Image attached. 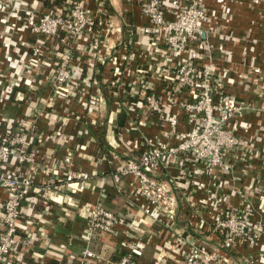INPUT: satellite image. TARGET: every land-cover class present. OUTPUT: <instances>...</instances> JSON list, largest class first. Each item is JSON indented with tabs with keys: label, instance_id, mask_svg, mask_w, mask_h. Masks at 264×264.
<instances>
[{
	"label": "built area",
	"instance_id": "2783aa9c",
	"mask_svg": "<svg viewBox=\"0 0 264 264\" xmlns=\"http://www.w3.org/2000/svg\"><path fill=\"white\" fill-rule=\"evenodd\" d=\"M126 1L147 24L134 25L123 40L105 0H0V264H264V143L255 157L243 145L253 138L244 116L261 115L262 107L254 110L230 91L238 83L251 90L263 71L250 66L249 80L230 75L231 66L216 71L212 39L221 45L222 32L205 0ZM232 1L213 0L225 23ZM253 4L264 12V0ZM219 59L231 64V57ZM101 68L103 83L133 101L120 137L137 135L123 150L113 146L109 164L117 191L124 194L119 183L127 180L141 200V218L79 199L91 176L73 170L86 147L71 146L68 128L80 121L78 108L96 107L87 72ZM142 104L158 130L149 136L136 111ZM6 105L18 110L15 118L3 115ZM260 124L257 135L264 138ZM25 204L44 215L82 214L80 238L69 236L85 244L77 263L30 254L33 216L24 213ZM141 224L164 232L148 262ZM124 226L125 251L117 260L92 251L96 233L115 238Z\"/></svg>",
	"mask_w": 264,
	"mask_h": 264
},
{
	"label": "crops",
	"instance_id": "0c3cea01",
	"mask_svg": "<svg viewBox=\"0 0 264 264\" xmlns=\"http://www.w3.org/2000/svg\"><path fill=\"white\" fill-rule=\"evenodd\" d=\"M205 4L209 8L216 9L217 17H215L213 27L222 32L219 37L221 45H217V41L214 38L212 39L215 47L214 57L217 60L216 71L222 69V66H231L230 75L236 78L239 74L247 76L250 66L263 71V74L258 78V84L254 85L251 90H243L240 83L230 89L238 100L250 104L254 110L262 107L261 115L249 111L244 116V120L249 122L252 127L247 135H252L253 138L246 139L243 145L249 154L255 157L257 149L261 143H264V138L257 135L258 131L255 128L261 126L260 123H264V12L261 6L255 7L253 0H233L231 2L230 20L225 23L222 18L218 17L220 15L219 8L215 6L213 0H205ZM105 8L107 13L119 23L123 40L128 39V32L134 25L147 24L145 18L139 15L138 8L126 0H105ZM221 46L224 50L219 52L220 49H223ZM220 56H225L228 59L231 57V64L229 66L223 65L222 60L219 59ZM93 63L94 66L97 65L96 60H93ZM88 74L94 77L88 91L89 96L95 98L96 107L89 111L78 108L81 119L68 128L69 133L75 136L71 146L85 144L86 147L84 151L75 156L73 170L82 169L91 176L89 188L79 196V199L84 204L97 202L106 210L122 218H141L138 207L141 200L134 198V190L127 180L123 179L119 183L122 190H124V194L117 191V185L112 179V169L109 164V153L113 150V146L117 145L120 150H123L127 146L126 140H130L137 135L120 137L122 128L132 120L128 113V102L132 103L133 101L126 93H117L116 88L111 90L107 86L108 84L103 83V78L107 77V72L103 71V68L98 73L87 72ZM247 80H249V76H247ZM125 85L126 83L122 84V86ZM156 86H158V83H156ZM136 111L143 123L142 132L148 136L155 134L158 130L155 127H150L148 123L150 119L149 111L145 105L142 104ZM3 113V115L10 118H15L18 110L13 105H6ZM53 146L52 149L54 148V151H56L55 156L60 158L62 155L60 148ZM58 164L60 170H66L60 160ZM44 182L45 179L42 176L37 180L38 185ZM4 199L5 192L0 189V215L2 211L1 203ZM23 210L24 213H31L30 215L33 216L30 217L32 223L27 225V234L34 236V244L29 249L30 254H48L50 256H47L50 258L47 259L48 262L53 261L51 258L53 256L76 263L80 260V253L85 244L81 240L69 242V236L80 238L85 227L81 213L65 214L58 211L53 212L52 215H44L38 207L30 210L26 204L23 206ZM40 212L43 218H40ZM58 218H62L63 221ZM183 224L184 220H181L179 226L183 227ZM145 225L147 224L145 223ZM145 225L141 227L144 230L143 242L146 245L142 261L148 262L153 259L154 248L161 244L164 232L158 226L148 227ZM119 229V234L115 238L96 233L90 243L92 251L103 258L117 260L125 251L122 243L125 241L124 232L126 228L124 226V228L120 227ZM262 241L264 242V239ZM62 245L65 247L64 249L60 248ZM233 254L235 256L239 255L237 252Z\"/></svg>",
	"mask_w": 264,
	"mask_h": 264
},
{
	"label": "trees",
	"instance_id": "16d2710c",
	"mask_svg": "<svg viewBox=\"0 0 264 264\" xmlns=\"http://www.w3.org/2000/svg\"><path fill=\"white\" fill-rule=\"evenodd\" d=\"M114 261V260H113Z\"/></svg>",
	"mask_w": 264,
	"mask_h": 264
}]
</instances>
